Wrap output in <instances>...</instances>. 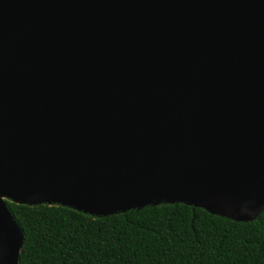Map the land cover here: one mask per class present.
<instances>
[{
	"label": "water",
	"instance_id": "1",
	"mask_svg": "<svg viewBox=\"0 0 264 264\" xmlns=\"http://www.w3.org/2000/svg\"><path fill=\"white\" fill-rule=\"evenodd\" d=\"M6 201L256 220L264 0H0V264H19Z\"/></svg>",
	"mask_w": 264,
	"mask_h": 264
},
{
	"label": "trees",
	"instance_id": "2",
	"mask_svg": "<svg viewBox=\"0 0 264 264\" xmlns=\"http://www.w3.org/2000/svg\"><path fill=\"white\" fill-rule=\"evenodd\" d=\"M6 204L25 239L19 264H264V212L236 222L175 204L97 218Z\"/></svg>",
	"mask_w": 264,
	"mask_h": 264
}]
</instances>
